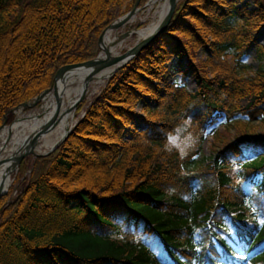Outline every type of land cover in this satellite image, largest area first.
Instances as JSON below:
<instances>
[{"label": "trees", "instance_id": "trees-1", "mask_svg": "<svg viewBox=\"0 0 264 264\" xmlns=\"http://www.w3.org/2000/svg\"><path fill=\"white\" fill-rule=\"evenodd\" d=\"M134 1L0 0V125L59 68L93 59ZM236 1L178 0L166 30L107 80L65 140L21 162L15 197L0 198V264H264V69L240 62L252 45L263 55L253 37L264 0L248 11ZM171 56L186 59L193 92L169 82ZM217 118L226 126L202 164Z\"/></svg>", "mask_w": 264, "mask_h": 264}, {"label": "bare ground", "instance_id": "bare-ground-1", "mask_svg": "<svg viewBox=\"0 0 264 264\" xmlns=\"http://www.w3.org/2000/svg\"><path fill=\"white\" fill-rule=\"evenodd\" d=\"M155 2H158L155 18L145 29L136 32L137 41L147 36L164 15L167 0H151L150 4ZM134 19L135 16H132L129 22ZM133 33L131 32L129 36ZM118 37L117 34L113 36L112 31L109 30L102 34L100 57L104 56V51L114 55L123 52L122 41H119ZM85 77L86 72L63 70L55 81L54 90L47 92L38 104L26 113H22L20 109H14L13 122L0 128V193L6 192L11 186L10 174L13 173L11 157L21 152L32 139L33 134L44 127L49 119L55 118L38 134L32 147L35 155L48 151L72 126L75 110L73 104L78 97L82 93L87 97L106 81L103 72L93 76L86 84Z\"/></svg>", "mask_w": 264, "mask_h": 264}, {"label": "rangeland", "instance_id": "rangeland-1", "mask_svg": "<svg viewBox=\"0 0 264 264\" xmlns=\"http://www.w3.org/2000/svg\"><path fill=\"white\" fill-rule=\"evenodd\" d=\"M146 2H148V0H146L144 3L138 5L140 8H139L138 12L134 15L135 19L133 21L128 22L126 25H124V27L119 28L117 31H114V32L112 31L113 36L116 34L118 36H120L121 34L129 32V31L134 32L131 36H128L127 38L122 40L123 51L126 50L127 48L131 47L137 41V35H136L135 31H141V30L145 29L148 25H150L151 21H153L155 18V11L157 9L156 7L158 5V2L152 3L153 5L150 4L149 2L148 3H146ZM124 3H125V0H124ZM235 7L237 9L239 7H243L247 11L253 9V6L249 0H237ZM124 14H122V15H124ZM225 22L228 23L229 25L233 26V27H237L240 25V22L237 18L229 20V21H225ZM253 39H254L255 45L261 47L263 55L258 57L256 50H255L254 46L252 45L248 48L247 53L240 59V62L245 64V65H248L251 71H255L258 68L264 69V31L261 30L259 33H257L253 37ZM206 55H207V50L204 48V49H201V50L196 52L195 58L197 61L201 62L204 60ZM245 60L247 62H244ZM185 66H186V59H184V58L177 59V58H174V56H171L164 63V67L166 68V70L169 73V82L177 84V85L183 84L184 89L187 92H193L194 87H195L194 79L188 74H185L183 76V78H181V74L186 71ZM181 79L183 81H181ZM52 84H53V82H52ZM52 84H51V86H52ZM51 86L49 88L44 89L43 91L51 89ZM103 86H104V84L98 86L96 88V90L94 89V91L90 95L85 97L84 101L81 103L80 109L76 108L74 110V118H73L72 125H74L76 123V120L83 115V110L86 108L89 101L102 89ZM142 106H143V103H137L134 106L133 111H134V114L136 117H142L143 116V113L141 110ZM17 107H15L14 109H16V108L20 109V111L22 113H26V112L30 111V108H20L19 105ZM14 109L11 110L10 120L6 124H2L3 126L9 125L11 122H13V120L15 118V115L13 114ZM2 125H0V127ZM225 126H226V124L224 123V121L220 118H217L209 127L206 128L205 133H204V140L201 143L200 152L198 155L195 156V159L197 161H201L202 164L206 163L208 157L210 156L209 147H210V143L212 142V135H211L212 131L216 129L218 132H222L223 131L222 129ZM130 127H126V128L127 129L129 128L130 130L137 128L138 127L137 122H134L132 124V127L131 128ZM229 133H230V135H233L231 130H229ZM126 138L127 137L125 134L121 135V139L123 141L126 140ZM28 157L29 158L26 161L27 165L30 163L31 159L32 160L34 159L31 156H28ZM21 162L19 163L17 170L13 171V173L10 174L11 186H9V188L7 189L5 194L0 197V198H2V197L6 198V201L15 197L17 190L20 188L21 180H19L20 179L19 177L21 176V174L18 173V169H19ZM24 173L27 174V171L25 170Z\"/></svg>", "mask_w": 264, "mask_h": 264}, {"label": "water", "instance_id": "water-1", "mask_svg": "<svg viewBox=\"0 0 264 264\" xmlns=\"http://www.w3.org/2000/svg\"><path fill=\"white\" fill-rule=\"evenodd\" d=\"M148 2L150 3L151 0H148ZM146 2V3H148ZM177 3V0H167V6L164 12V15L162 16L161 20L159 21L158 25L144 38H142L139 41H136L131 47L127 48L126 50H124L122 53L120 54H109L108 52L104 51V56L100 57V41H101V36L102 34L106 31H117L119 28L124 27V25H126L129 20L132 18V16H134L138 10H139V0H135L131 9L126 12L124 15L118 17L115 21H113L112 23H110L99 35L98 39H97V45H98V49L99 52L97 53V55L91 59L88 60L86 62H82V63H77V64H70V65H65L62 66L61 68H59L53 78V84L51 86V89L42 91L41 93H39L36 97L33 98L32 101H29L27 103H23L21 105H19L20 108H32L35 107L38 102L40 101V99L49 91L54 90V86H55V81L57 79V77L59 76V74L63 71V70H73V71H80V72H86V77H85V81L84 83L86 84L88 81H91V79L93 78V76L100 74V73H104L105 74V78L106 81L121 67H123L128 61H130L135 55H137L140 51H142L151 41H153L158 35H160L162 32H164L166 30V27L168 26V24L171 21L173 12H174V8L175 5ZM139 32V31H135ZM131 34V31L126 32L121 34L118 37L119 41H122L123 39L127 38L129 35ZM105 81V83H106ZM85 99V94L82 93L78 99L75 101V103L73 104V108L76 109V107L82 103ZM18 108V107H17ZM16 108V109H17ZM55 120V118L53 119ZM52 119H49L46 123L50 124L52 121ZM44 125V127L46 126ZM4 127L3 125L0 127L2 128ZM41 127L40 129H38L34 134L31 140H29L28 144L26 145V147L19 153L13 155L11 157V161H12V165H11V171H16L17 167L19 165V163L26 157L31 156L34 159L37 158H41V157H45L47 155H49L50 153H52L64 140L65 138L70 134L73 125L64 133V135L57 141L55 142L48 151H46L45 153L42 154H33L32 152V147L33 144L35 143V139H37V136L40 132L43 131V128ZM5 192H1L0 193V197L2 195H4Z\"/></svg>", "mask_w": 264, "mask_h": 264}, {"label": "snow or ice", "instance_id": "snow-or-ice-1", "mask_svg": "<svg viewBox=\"0 0 264 264\" xmlns=\"http://www.w3.org/2000/svg\"><path fill=\"white\" fill-rule=\"evenodd\" d=\"M244 62H247L246 60ZM174 142V141H173ZM262 225H264V221H262ZM240 259H246L245 257L241 256Z\"/></svg>", "mask_w": 264, "mask_h": 264}]
</instances>
